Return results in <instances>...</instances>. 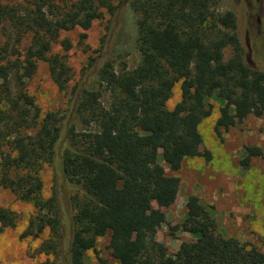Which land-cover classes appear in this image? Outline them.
Segmentation results:
<instances>
[{"label": "trees", "instance_id": "obj_1", "mask_svg": "<svg viewBox=\"0 0 264 264\" xmlns=\"http://www.w3.org/2000/svg\"><path fill=\"white\" fill-rule=\"evenodd\" d=\"M128 1L138 15L142 59L121 73L111 58L119 14L113 0L0 2V19L18 42L32 33L23 59L12 50V36L0 41V189L37 210L21 238H39L49 228L38 252L52 254L57 264H88L87 252L107 235L117 264H264V250L219 232L213 207L197 195L188 197L180 225L195 239L171 254L156 237L167 218L153 203L162 206L181 186L167 168L177 172L187 158L211 157L202 153L199 131L213 113L210 99L222 102L219 135L239 120L264 114V72L245 60L236 14L221 11V0ZM105 15L111 19L100 46L74 80L67 60L73 44L59 38L77 28L88 32ZM58 42L63 53L53 52ZM228 47L233 53L226 60ZM40 60L67 95L66 110L43 115L27 92L26 78ZM178 83L181 100L170 109ZM245 152L246 163L264 155L258 146H246ZM45 164L53 172L49 197L43 195ZM17 223V213L0 206V233ZM97 264L112 263L98 255Z\"/></svg>", "mask_w": 264, "mask_h": 264}, {"label": "rangeland", "instance_id": "obj_2", "mask_svg": "<svg viewBox=\"0 0 264 264\" xmlns=\"http://www.w3.org/2000/svg\"><path fill=\"white\" fill-rule=\"evenodd\" d=\"M22 0H0L4 4L16 6ZM119 6L116 18V37L114 38L111 58L115 69L121 73L124 70H133L141 63V54L137 46L138 15L128 0H113ZM221 11L231 10L237 16V34L245 51V60L251 67L264 72V0H221ZM111 17L105 15L97 20L86 32L81 28L62 32L59 40L70 39L73 48L67 53V60L74 72V80L79 79L82 68L88 63L89 57L94 55L100 46V40L110 24ZM82 33L88 37L82 38ZM12 36L13 52L19 51L21 58L26 55L25 50L31 42V32L23 33L18 42L14 31L0 19V41ZM16 38V39H15ZM59 41V42H60ZM54 44L53 52L63 53L60 43ZM225 50V59L233 53L232 47ZM18 55V54H17ZM74 82H71L73 85ZM26 88L43 115L47 112L63 111L67 109V95L61 91L53 81L49 65L46 61L37 62L34 74L26 78ZM181 100V84L174 88L168 107L173 109ZM214 105L213 113L199 126L204 145L202 153L207 155L187 158L181 169L171 172L181 180L178 195L165 202L160 207L165 213L167 221L156 237L164 243L169 253L174 254L184 241L195 239L191 234L181 230V223L187 215L186 203L190 195H197L205 205L212 206L218 222L219 232L225 237L234 236L240 241L253 244L264 250V155L246 163L245 147L258 146L264 152V114L250 115L229 130L218 134L215 130L217 118L220 115L221 99L213 96L210 99ZM105 105H109V96L103 97ZM77 129L85 127L76 120ZM159 162L165 163L159 156ZM52 169L45 164L42 167L44 183L43 195L49 197L52 193L54 181ZM0 206L15 211L18 223L15 228H8L0 233V264H57L52 254H41L38 248L48 239L51 231L47 228L39 238H21L29 220L37 210L27 201L21 200L10 189H0ZM110 235L101 237L97 241L95 250L87 252L88 264H97V256L108 259L117 264L110 255Z\"/></svg>", "mask_w": 264, "mask_h": 264}]
</instances>
